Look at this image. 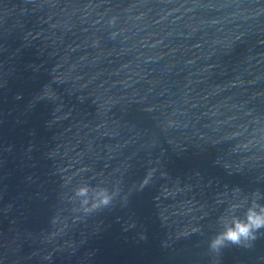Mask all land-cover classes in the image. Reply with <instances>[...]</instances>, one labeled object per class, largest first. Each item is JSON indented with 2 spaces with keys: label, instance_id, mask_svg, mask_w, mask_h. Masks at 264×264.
Segmentation results:
<instances>
[{
  "label": "water",
  "instance_id": "water-1",
  "mask_svg": "<svg viewBox=\"0 0 264 264\" xmlns=\"http://www.w3.org/2000/svg\"><path fill=\"white\" fill-rule=\"evenodd\" d=\"M253 205L264 0H0V264H264Z\"/></svg>",
  "mask_w": 264,
  "mask_h": 264
},
{
  "label": "clouds",
  "instance_id": "clouds-1",
  "mask_svg": "<svg viewBox=\"0 0 264 264\" xmlns=\"http://www.w3.org/2000/svg\"><path fill=\"white\" fill-rule=\"evenodd\" d=\"M87 188L77 190V196H86ZM113 196L104 194L98 201V205L107 206L111 203ZM87 205V201H83ZM264 228V206L253 205L245 212L244 218H234L230 226L219 233L210 243L209 249L214 252H219L226 244L242 245V242H247L256 238L255 233Z\"/></svg>",
  "mask_w": 264,
  "mask_h": 264
}]
</instances>
